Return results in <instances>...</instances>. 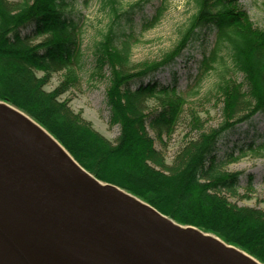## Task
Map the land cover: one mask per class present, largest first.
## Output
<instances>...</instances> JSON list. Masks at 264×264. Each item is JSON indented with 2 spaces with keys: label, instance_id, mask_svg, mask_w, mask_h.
I'll return each mask as SVG.
<instances>
[{
  "label": "trees",
  "instance_id": "obj_1",
  "mask_svg": "<svg viewBox=\"0 0 264 264\" xmlns=\"http://www.w3.org/2000/svg\"><path fill=\"white\" fill-rule=\"evenodd\" d=\"M71 1L0 0V100L33 118L98 180L126 190L179 224L220 237L264 264V211L229 200L226 193L237 196L240 173L226 172L227 163L218 155L228 132L264 114V31L254 28L237 0H197V12L174 49L159 61L133 65L134 43L120 19L127 17L131 25V16L153 0H139L121 15L115 12L117 20L93 48L94 73L109 72V124L120 128L113 143L75 113L68 100H60L77 86L84 65L81 31L68 12ZM163 10L159 8L145 29L159 21ZM203 31L215 34V41L210 54L202 56L196 85L215 63H224V51L243 81L222 76V123L187 141L168 162L148 128L160 141L172 136L190 93L177 91V77L166 86L158 75L189 46L200 43ZM40 37L43 40L34 43ZM59 72H66V80L47 91L44 85ZM150 101L157 103L155 110ZM252 183L249 178L248 189Z\"/></svg>",
  "mask_w": 264,
  "mask_h": 264
},
{
  "label": "water",
  "instance_id": "obj_2",
  "mask_svg": "<svg viewBox=\"0 0 264 264\" xmlns=\"http://www.w3.org/2000/svg\"><path fill=\"white\" fill-rule=\"evenodd\" d=\"M63 149L0 100V264H263L98 180Z\"/></svg>",
  "mask_w": 264,
  "mask_h": 264
},
{
  "label": "rangeland",
  "instance_id": "obj_3",
  "mask_svg": "<svg viewBox=\"0 0 264 264\" xmlns=\"http://www.w3.org/2000/svg\"><path fill=\"white\" fill-rule=\"evenodd\" d=\"M19 1V0H10ZM139 0H116L110 5L107 0H72L69 9L70 17L77 22L83 39V69L77 74L80 81L76 87H71L60 100H68L75 113H81L83 119L90 122L93 128L111 142H116L120 135L119 126L109 124L110 112L106 104V91L109 86V72L103 76L94 73V45L107 33L109 27ZM240 8L250 16L254 28L264 31V0H237ZM114 6V8H112ZM164 7L159 21L145 29L157 16L159 8ZM197 12V0H153L134 13L132 24H126L127 17L120 19L125 31L132 36V64L140 65L159 61L177 45L182 31ZM25 33H30L29 30ZM200 43L189 46L174 64L162 70L158 80L162 85H173L177 77L176 88L182 95L188 96L181 122L170 137L160 141L156 133L148 128L155 140V146L162 151L168 162L180 151L190 139L197 138L203 131L208 132L222 123L223 101L218 94V84L222 76L233 77L239 82L242 75L236 74L231 66L229 55L224 51V63H215V69L204 76L202 82L196 85L199 75V65L203 55H209L215 41V34L202 32ZM44 37L35 40L40 43ZM41 77L43 72H38ZM66 72L52 74L45 86L49 92L56 90L66 80ZM150 109L158 106L155 101L149 102ZM199 121V123H198ZM43 128V127H42ZM54 138V137H53ZM56 140V139H55ZM58 142V141H57ZM59 143V142H58ZM60 144V143H59ZM61 145V144H60ZM264 114H257L251 121L239 125L228 132L220 144L219 157L227 164L226 172L240 173L237 196L226 193L229 200L238 206L250 207L264 211ZM62 146V145H61ZM64 148V147H63ZM67 151V149L65 148ZM252 178V186L248 189V179Z\"/></svg>",
  "mask_w": 264,
  "mask_h": 264
},
{
  "label": "bare ground",
  "instance_id": "obj_4",
  "mask_svg": "<svg viewBox=\"0 0 264 264\" xmlns=\"http://www.w3.org/2000/svg\"><path fill=\"white\" fill-rule=\"evenodd\" d=\"M43 130V129H42ZM44 131V130H43ZM59 144V143H58ZM60 145V144H59ZM64 150V149H63ZM65 151V150H64Z\"/></svg>",
  "mask_w": 264,
  "mask_h": 264
}]
</instances>
